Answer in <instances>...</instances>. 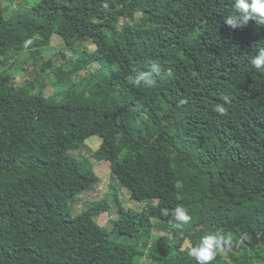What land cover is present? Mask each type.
<instances>
[{"label":"trees","instance_id":"trees-1","mask_svg":"<svg viewBox=\"0 0 264 264\" xmlns=\"http://www.w3.org/2000/svg\"><path fill=\"white\" fill-rule=\"evenodd\" d=\"M234 3L40 0L7 19L0 0V264H142L153 219L174 239L154 264H196L189 253L208 235L229 241L210 264L264 263V72L251 63L264 23L241 15L228 26ZM56 34L96 46L79 61L99 68V82L63 98L10 84L3 63ZM141 72L151 87L130 82ZM93 137L90 158L71 154ZM96 161L130 192L159 191L157 202L121 208L112 231L95 220L107 200L73 214L71 201L99 181ZM177 206L191 216L183 229L169 223Z\"/></svg>","mask_w":264,"mask_h":264},{"label":"rangeland","instance_id":"rangeland-1","mask_svg":"<svg viewBox=\"0 0 264 264\" xmlns=\"http://www.w3.org/2000/svg\"><path fill=\"white\" fill-rule=\"evenodd\" d=\"M40 0H2L7 19L21 13ZM95 45L87 39L76 41L73 44H67L59 35H54L49 45L44 49L24 50L14 53L7 61L3 63L2 73L6 80L16 86V88L34 84V91L39 92L42 89L48 95L57 93L58 98H63L71 88L84 89L89 88L99 82V68L91 66L81 68L80 58L86 53L95 49ZM195 46V50L199 49ZM192 49V50H194ZM194 50V51H195ZM56 69L62 81L57 85L53 84L56 76L53 73ZM65 78V79H64ZM101 139L93 137L87 140L83 148L73 151L71 154L78 158H90L91 155L99 149ZM93 170L99 177V181L89 190L77 195L71 201L72 213L77 215L82 213L94 201L107 200L111 207L110 210L96 217V222L112 231L113 222L118 219L119 210L133 209L137 212L145 210L147 204L156 203L159 197V191L153 189L148 192H130L122 187L118 179L113 175L111 164L108 161L92 162ZM152 236L147 240H139L141 249L144 251L142 264H154L155 256L159 255L160 245L172 244L174 239L169 234V228L157 219H153ZM116 235V234H115ZM124 237V236H123ZM119 239V238H118ZM127 242L126 239H123ZM190 246L186 242L185 249ZM223 257L228 258L225 250H220ZM249 264H264L252 261Z\"/></svg>","mask_w":264,"mask_h":264},{"label":"clouds","instance_id":"clouds-1","mask_svg":"<svg viewBox=\"0 0 264 264\" xmlns=\"http://www.w3.org/2000/svg\"><path fill=\"white\" fill-rule=\"evenodd\" d=\"M104 7L107 8L108 5L105 4ZM241 15L244 17L243 25H247L249 19H256L258 25L264 23V0H235L234 14L225 17L224 22L230 27H236L234 20ZM32 43V39H27L24 41V47L28 48ZM251 63L256 70L264 72V50ZM129 80L134 86L140 85L141 80L150 81L145 85L146 87H151L154 83L152 74L149 72H141L137 77L129 78ZM225 102H227V97H225ZM215 111L223 114L226 109L222 104H218ZM165 214H168V210H165ZM172 215L174 222L170 221L169 223L174 229H183L191 221V216L182 206H177L172 211ZM228 242L225 237L218 239L213 235L204 236L201 238L200 244L193 248L189 255L195 258L196 264H210L215 258L216 251L222 244Z\"/></svg>","mask_w":264,"mask_h":264}]
</instances>
